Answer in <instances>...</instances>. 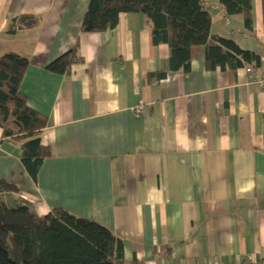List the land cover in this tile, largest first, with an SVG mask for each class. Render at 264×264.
<instances>
[{"label":"crops","instance_id":"obj_1","mask_svg":"<svg viewBox=\"0 0 264 264\" xmlns=\"http://www.w3.org/2000/svg\"><path fill=\"white\" fill-rule=\"evenodd\" d=\"M89 4L0 0V55L29 59L21 91L47 118L52 153L35 182L0 128V180L19 188L2 200L107 227L129 264L264 263V89L245 66L208 67L205 46L193 48L190 72L172 70L143 11L85 31ZM204 6L211 34L255 52L264 71L262 0L250 27L219 0ZM72 49L82 60L66 73L46 69Z\"/></svg>","mask_w":264,"mask_h":264},{"label":"trees","instance_id":"obj_2","mask_svg":"<svg viewBox=\"0 0 264 264\" xmlns=\"http://www.w3.org/2000/svg\"><path fill=\"white\" fill-rule=\"evenodd\" d=\"M253 1L219 3L228 16L243 14L250 27ZM204 4L205 0H90L83 27L88 32L113 30L120 13L143 11L153 26L155 43L170 46L174 71L190 72L196 46L206 47L210 68L238 69L247 64L261 68L255 52L242 49L232 39L211 34L212 19ZM81 60L72 49L46 69L64 74ZM29 64L28 58L16 53L0 55V128L3 138L19 145L21 162L36 182L41 165L52 153L42 143L47 118L28 105L21 91ZM18 190L17 185L0 180V264H129L123 241L107 227L67 210L55 209L40 216L29 206L13 208L2 200V193Z\"/></svg>","mask_w":264,"mask_h":264},{"label":"built area","instance_id":"obj_3","mask_svg":"<svg viewBox=\"0 0 264 264\" xmlns=\"http://www.w3.org/2000/svg\"><path fill=\"white\" fill-rule=\"evenodd\" d=\"M245 72L248 75L249 82L250 83H255L261 88L264 89V71L258 68L253 67L250 64L245 65L244 67ZM132 111L135 114H141L143 112V108L141 106L133 108ZM214 264H224L221 261L220 262H215ZM228 264H264L262 261L256 260L255 258L250 257L249 259H246L243 262L236 261Z\"/></svg>","mask_w":264,"mask_h":264}]
</instances>
